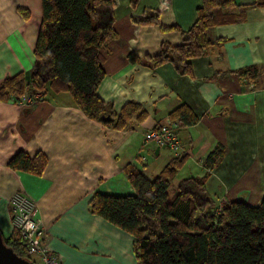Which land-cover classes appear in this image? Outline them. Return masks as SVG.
<instances>
[{
	"label": "crops",
	"instance_id": "1",
	"mask_svg": "<svg viewBox=\"0 0 264 264\" xmlns=\"http://www.w3.org/2000/svg\"><path fill=\"white\" fill-rule=\"evenodd\" d=\"M117 1L116 36L102 49L110 77L103 98H111L116 110L138 103L147 114L143 122L127 130L106 126L89 118L70 92L55 91L49 82L38 85L31 101L28 94L0 100V232L8 237L14 231L9 201L24 192L35 203L44 242L60 264H136L134 237L90 207L98 192L136 193L128 166L153 179L183 156L172 186L175 180L176 187L186 178L207 177L215 208L221 200L259 206L264 197V0H234L235 6L222 10L220 22L209 29L210 51L192 59V74L185 76L171 63L130 61L131 53L144 60L160 52L162 41L182 40L156 25H136L132 17L157 9L162 24L189 30L203 0ZM42 15V0H0V86L33 69ZM254 67V79L239 75ZM184 104L198 117L196 124L171 123L170 113ZM165 124L175 125L180 153L147 138ZM220 145L222 156L208 165ZM20 151L35 160L46 156L40 175L9 167Z\"/></svg>",
	"mask_w": 264,
	"mask_h": 264
},
{
	"label": "trees",
	"instance_id": "2",
	"mask_svg": "<svg viewBox=\"0 0 264 264\" xmlns=\"http://www.w3.org/2000/svg\"><path fill=\"white\" fill-rule=\"evenodd\" d=\"M117 2L42 0L34 67L28 75L6 79L0 86V100L35 96L38 85L49 82L55 91L70 92L89 118L106 126L127 130L143 122L147 114L138 103L131 101L116 110L111 98H103L110 77L103 67L102 49L116 36ZM235 5L234 0H203L189 30L166 26L160 21L159 10L146 9L141 16L132 17L136 25H156L162 33H179L182 40L178 45L162 41L160 52L144 60L131 53L130 61L156 67L171 63L180 75H191L192 59L208 54L213 45L209 29L220 22L222 10ZM257 74L255 67L239 71L240 76L251 79ZM169 117L171 123L182 125L198 122L185 104ZM223 152V146H218L209 154L207 164L213 165ZM185 162L183 156L173 159L153 179L128 166L126 171L136 193H95L90 201L92 212L134 237L136 264H264V197L259 206L235 201L224 204L218 212L206 187L207 177L181 180L172 195L170 188ZM46 163L43 154L35 160L20 151L8 165L40 175ZM3 237L18 255L37 264L15 229Z\"/></svg>",
	"mask_w": 264,
	"mask_h": 264
},
{
	"label": "built area",
	"instance_id": "3",
	"mask_svg": "<svg viewBox=\"0 0 264 264\" xmlns=\"http://www.w3.org/2000/svg\"><path fill=\"white\" fill-rule=\"evenodd\" d=\"M33 96H29L31 101ZM147 138L159 144L168 146L175 152H181L183 146L178 137L176 127L172 124L161 125L148 133ZM12 209L14 229L27 244V252L31 257H39L43 264H60V257L44 242V226L42 218L37 215L35 203L22 191H18L9 201ZM224 205V204H223ZM220 203L217 211L222 210Z\"/></svg>",
	"mask_w": 264,
	"mask_h": 264
},
{
	"label": "water",
	"instance_id": "4",
	"mask_svg": "<svg viewBox=\"0 0 264 264\" xmlns=\"http://www.w3.org/2000/svg\"><path fill=\"white\" fill-rule=\"evenodd\" d=\"M0 264H34V262L18 255L5 243L3 234L0 232Z\"/></svg>",
	"mask_w": 264,
	"mask_h": 264
},
{
	"label": "rangeland",
	"instance_id": "5",
	"mask_svg": "<svg viewBox=\"0 0 264 264\" xmlns=\"http://www.w3.org/2000/svg\"><path fill=\"white\" fill-rule=\"evenodd\" d=\"M163 147H168V146H165V145H164ZM151 178H152V177H151ZM176 182H177V180H175V184L170 188V192H171L172 195H174V194L176 193V187H175ZM220 203H221L222 205H223V204H227V201L221 200ZM218 206H219V205H218Z\"/></svg>",
	"mask_w": 264,
	"mask_h": 264
}]
</instances>
